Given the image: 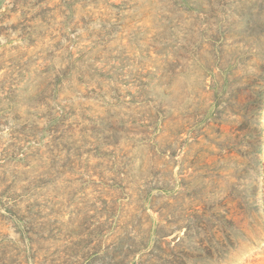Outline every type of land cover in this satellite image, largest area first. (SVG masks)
<instances>
[{
	"label": "rangeland",
	"instance_id": "rangeland-1",
	"mask_svg": "<svg viewBox=\"0 0 264 264\" xmlns=\"http://www.w3.org/2000/svg\"><path fill=\"white\" fill-rule=\"evenodd\" d=\"M0 264H264V0H0Z\"/></svg>",
	"mask_w": 264,
	"mask_h": 264
}]
</instances>
